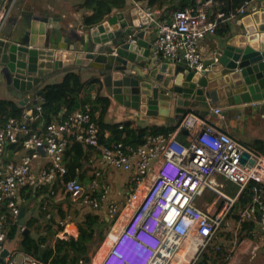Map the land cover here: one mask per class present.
I'll use <instances>...</instances> for the list:
<instances>
[{"label":"built area","instance_id":"1","mask_svg":"<svg viewBox=\"0 0 264 264\" xmlns=\"http://www.w3.org/2000/svg\"><path fill=\"white\" fill-rule=\"evenodd\" d=\"M256 2L245 0L230 14L221 10L214 21L209 19V14L212 7L220 4L217 0H199L191 7L174 10L169 16L156 7L145 6L150 24L156 29L154 53L186 60L193 69L201 70L205 66L201 41L207 34L216 33L219 23L246 14ZM17 3L18 0L0 1V33ZM213 58H218L217 52ZM40 92L36 97L38 102ZM35 107L41 108L38 103ZM214 111L219 113L220 108ZM24 113L23 117L12 116L0 124V201L7 203L16 220L21 211L17 202L19 192L26 186L52 184L58 174L63 176L66 193L72 201L97 208L101 201L108 200L111 187L103 181L102 171L96 173L90 187L75 176L66 178L69 167L64 156L68 146L75 142L99 148L103 163L130 172L132 183H136L122 207L109 206L114 220L94 257L89 261L83 258L78 264H202L204 253L213 246L237 198L250 183L252 201L243 217L260 218L264 240V154L228 131L218 129L208 117L189 111L167 136L149 137L140 145L123 141L103 145L89 106L62 114L42 132L31 130L28 121L33 118V112L25 108ZM23 133L29 134L24 140L25 152L20 154L18 162L6 161L7 145L15 143ZM43 153L51 163L36 173L34 161ZM245 153L248 157L242 161ZM219 175L233 182L237 188L235 195L224 190ZM208 191L216 195L214 205L222 203L214 211L199 202ZM5 220L6 215L0 214V248L7 240ZM70 232L62 233L66 236ZM215 250L219 252L220 247ZM0 264L48 263L24 254L20 260L7 257ZM228 264L238 263L232 258Z\"/></svg>","mask_w":264,"mask_h":264},{"label":"water","instance_id":"2","mask_svg":"<svg viewBox=\"0 0 264 264\" xmlns=\"http://www.w3.org/2000/svg\"><path fill=\"white\" fill-rule=\"evenodd\" d=\"M236 23L238 31L222 40L218 58L212 57L199 70L186 60L154 53L152 39L144 38L143 32L156 29L143 6L111 13L100 23L81 28L66 27L61 16L45 9H27L11 17L0 33V82L18 98L19 106L32 113L38 99L32 102L31 97L38 94L43 79L55 69L78 64L97 70L109 95L123 105L138 111L144 105L167 125H178L189 111L209 119L221 115L230 125L233 119H246L250 111L264 108V0ZM247 157L245 153L242 161ZM29 216L21 209L9 248L30 234ZM105 227V223L93 226L82 258L94 257ZM8 247L0 248V260L11 254Z\"/></svg>","mask_w":264,"mask_h":264},{"label":"trees","instance_id":"3","mask_svg":"<svg viewBox=\"0 0 264 264\" xmlns=\"http://www.w3.org/2000/svg\"><path fill=\"white\" fill-rule=\"evenodd\" d=\"M133 1L136 3L147 1L149 6H154L160 1L165 2V0ZM218 1L220 5H218L217 9L230 14V12L236 11L245 0ZM127 6L128 0H80L77 5L79 9L85 12L83 18L85 27L94 26L104 20L107 15L123 10ZM181 8L183 7L179 5L178 9ZM231 23L229 20L219 23L218 32L222 34L225 30L226 32L223 36H229ZM103 89V82L99 76L84 79L78 71H68L61 81L45 84L38 97V104L41 108L37 109L35 107L33 109V118L28 121L31 130L33 132H42L48 124L61 117L62 114L64 116L75 110L85 109L87 106L90 107L91 113L97 121L101 132L100 142L103 145L117 141L140 145L145 143L149 137L159 134L167 136L176 128L177 125H140L133 119H126L120 122L109 121L108 112L112 101L109 96L103 94ZM24 112L25 108L19 106L15 100L0 98V124L12 116L23 117ZM28 135L19 134L17 141L8 144L6 150L9 148L13 153L20 152L24 148V140ZM79 145L84 144L75 142L70 146L77 148ZM250 145L264 154V140H256L255 143ZM83 151V158L80 160L71 158L68 161L69 169L75 168L83 175L85 169H82V166H86L95 173L94 164L97 165L101 161V150L94 146L84 145ZM95 151L99 152L100 156L96 161H91L89 155ZM69 176H73V174L69 172L66 178H69ZM251 185L252 183L237 198L225 223L216 236L213 246L204 253L202 264H228L234 255L235 249L241 242L249 238L255 239V234L258 232V219H246L243 217V212L252 201L253 191ZM27 187L30 186L25 188ZM33 191L38 195L45 194L47 203L44 202L41 205L39 218H35L30 222V234L21 238L20 251L48 264H78L83 259L82 256L86 251L87 242L93 238V226L96 223L105 222L106 215L96 212L91 207L92 210L83 213L82 208H86V206H78L69 198L66 193L63 176L58 177L53 185L43 184L36 188L31 187V192ZM99 194L96 193V195ZM50 199L55 203L50 202ZM1 214L6 215L7 239L11 240L17 235L18 221L9 211L6 202H2ZM68 217H73L76 220L79 230L77 238L62 239L57 236L65 228V224H60L59 221L66 220ZM216 247H220L219 252H216Z\"/></svg>","mask_w":264,"mask_h":264},{"label":"crops","instance_id":"4","mask_svg":"<svg viewBox=\"0 0 264 264\" xmlns=\"http://www.w3.org/2000/svg\"><path fill=\"white\" fill-rule=\"evenodd\" d=\"M79 1L80 0H18V3L13 10L12 17L15 16V14H18L21 11L27 10V9L29 10V9L34 8L37 12L40 11L41 9H45L51 15L61 16L62 21L66 27L67 26H77L78 28H81V26L83 25V18H84L85 12L77 7ZM198 1L199 0H165V2L160 1L158 4H155L154 6H151V7H156L162 11L163 15L169 16L171 12L178 9L179 5H181L183 7L181 9H184V8L191 7V6L195 5ZM258 1L259 0H257V2ZM136 5H140L143 7L149 6L147 1L136 3L133 0H128L127 8H132ZM218 5H220V4H217L211 8V11L209 14V19L211 21L212 20L214 21L217 18L218 12L221 11L220 9H217ZM127 8H125V9H127ZM0 10H1V5H0ZM123 10H119V11H115V12H120ZM120 16L122 17L123 15L121 14ZM239 16L240 15H238L237 17H235L232 20H229L230 22H232L231 23V33L229 36H231V34H233L234 32L236 33L238 31L239 25L236 22H237ZM225 32L226 31L224 30L223 33L221 34L218 32V28H217L216 33L207 34V36L201 41L200 51H201L202 57L205 61V64L208 63V61L211 57V54L213 53V55H214V53L216 51H218V49H220L222 40L229 37V36H223V34ZM143 36H144V38L152 39V41H153L155 36H156V31L153 33H150L148 31H146V32L144 31ZM68 71H78L83 76L84 79L90 78L92 76H99L102 80V75L97 70H95L91 67H82L81 65H78V64H68V65L64 66L63 68L55 69L51 74H49L45 79H43V81L41 82L39 87H37V91L41 90L42 87L47 83L61 81L63 79L64 75ZM102 82H103V80H102ZM103 86H104L103 94L109 96L111 98V101H112V105H111L109 112H108V120L109 121L120 122V121H123L126 119H133V120H136L140 125L141 124L142 125H153V124L167 125L165 123V121H163L162 119H160L158 117V115L149 113L144 105L142 106V109L139 111L123 105L116 98L109 95L104 84H103ZM36 96H38V95H36ZM36 96L31 97L32 102L36 98ZM0 98L13 99L16 102L18 101V98L15 95H13V93L8 89V87L6 86V84L4 82H0ZM216 107H218V106L214 105L213 109H215ZM198 109H199V112L207 115V112H204L205 110L200 109V108H198ZM251 109H252V107H251ZM202 116H204V115H202ZM204 117H207V116H204ZM242 117L244 118L245 114H243ZM238 119H236V120L233 119L231 121L230 125H232V126L224 123V119L222 118L221 115H218L217 117H214V119H211V120L214 122L215 126L218 129L228 131L231 135H233L237 139L241 140L242 142L248 144L249 146H251L250 144L255 143L256 140H264V108L263 107L261 108V110H259L257 112L250 111L249 117L246 119L245 118L243 120H241L240 118H238ZM221 125H223L222 128L220 127ZM254 131H257V134H254ZM251 134H252V136L250 137ZM188 136L190 137V134H188ZM81 144H83V143H81ZM84 145H79L77 148H74L73 146L72 147L69 146V147H71V148L68 147L69 149L67 148L68 150H66V153L64 156V162L67 166L69 165L68 161L71 158L80 160L81 158L84 157V151H83ZM22 152L23 153L25 152L24 148L20 152H14V153L9 148H7V150L5 151L4 159L6 161L18 162L20 160V154ZM99 156H100V153L95 151L89 155V158L91 161H96L99 158ZM50 163H51V159L49 157H46L43 153V155L40 158H38L34 161V172H36V173L40 172L41 169L43 168V166L48 165ZM68 167H70V166H68ZM94 168H95V173L102 170L103 181L106 184H109L111 187L110 183H111V178H112V174H111L112 172L110 170L112 169V167L103 163L102 159H101L99 164H97V165L94 164ZM109 168H110V170H109ZM82 169H85L83 175H81L80 171H78L75 168H70L69 172H71L76 178H78L82 183H84V185L86 187H89V184L95 178V173L91 168L88 169L86 166H82ZM82 172H83V170H82ZM58 177H61V176L58 175L55 178V180ZM54 183H55V181H54ZM54 183H52V184L51 183H45V185H53ZM130 184H133L132 180H131V173H130L129 177L125 179V182H124L125 186H129ZM133 189H134V187H133ZM133 189H132V191H133ZM99 191H101V189H99ZM132 191L127 193L128 197L132 193ZM111 192H112V189L110 190L109 194ZM207 193H209V195H212V197H213V193H211L210 191H208ZM46 197L47 196L45 194H39L38 195L34 191L31 192V187H27V188H25L19 192L18 198H17L18 206L20 207V209H25L27 214L28 213L30 214L29 218L26 220L28 226L30 225V222L33 221V219L39 218L41 205L44 202L47 203ZM128 197H127V199L120 200V201H116L114 199H112L110 202L101 201L100 207H97V208L91 207V208H94V210H96V212H98L100 214L103 213L106 215L105 216L106 221L103 223H105L107 226L108 221H112V223H113V220H114V217L111 216L109 212H107V209L109 208V206L114 204V205H117L119 207H122L124 205V203L128 200ZM214 200H216V197H213V199L210 200L209 198L207 199L203 196L199 200V202L202 206L208 207L211 209V211H214L216 207H219L222 204V203L221 204L217 203V204H219V206L217 204L214 205L213 204ZM50 202H52L51 199H50ZM52 203H55V202H52ZM75 204H78V206L81 205L80 202H75ZM1 209H2V202L0 201V214H1ZM257 219H258V232L255 235H257L259 237L261 243L264 245V240L262 239V235H261L262 228L260 225V218H257ZM17 221H19L18 218H17ZM59 223L63 224V225L65 224L64 230H66V231L69 230L68 227L70 226V224L65 223V220H60ZM64 230L60 231L57 236L62 238V239H69L70 237L77 238L79 235V230H78L77 224H75V229H73L74 231H71L70 234H66V236L62 233ZM23 236L24 235H22L21 238ZM103 237H105V236H103ZM20 240H19V242H16L15 244H11V247L9 248L8 243L10 240L7 239L1 248L8 247L11 251V254L9 255V257L19 260V258H22L25 254V253L20 251ZM234 254H235V252H234ZM242 254H244V253L242 252ZM232 258H233V261H236V262L238 260L240 261V259H241L240 254H237V253L235 255H233L231 257V259Z\"/></svg>","mask_w":264,"mask_h":264},{"label":"rangeland","instance_id":"5","mask_svg":"<svg viewBox=\"0 0 264 264\" xmlns=\"http://www.w3.org/2000/svg\"><path fill=\"white\" fill-rule=\"evenodd\" d=\"M212 56H213V53L211 54V57H210L208 62H210L212 60ZM254 134H257V131H254ZM251 136H252V134L250 135V137ZM109 170H110V168H109ZM110 171L112 172L111 173L112 178H111V183H110L111 187H112L111 188L112 192L108 195L107 201L110 202L112 199H114L116 201L127 199V197H128L127 193L131 192L133 187H135V185H136V183L130 184L129 186L124 185L125 179L129 177L130 172L119 169V168H115V167H112V169ZM219 181L224 182V184H225L224 190L225 191H228L232 195L235 194L237 188H235L236 186L233 184V182L226 180L225 178H223L220 175H219ZM204 197L212 200L213 197H216V195L213 194V197H212V195H209V193H206L204 195ZM90 210H92V209L88 205L86 206V208H82L83 213L90 211ZM107 212H109L108 209H107ZM65 223L70 224V226L68 227L69 231H74L73 229H75L74 225L76 224V220H74L73 217L72 218L71 217L66 218ZM111 226H112V221H108L107 226L104 229V234L105 233H106V235L108 234ZM235 250H236L235 254L236 253L240 254V257H241L240 261L238 260L236 262V263L239 262L238 264H255L257 262V260L264 258V245L261 243V241L257 235H256L255 239L249 238V239H246L243 242H241V244H239ZM242 252L244 254H242ZM20 259H22V258H19V260Z\"/></svg>","mask_w":264,"mask_h":264},{"label":"flooded vegetation","instance_id":"6","mask_svg":"<svg viewBox=\"0 0 264 264\" xmlns=\"http://www.w3.org/2000/svg\"><path fill=\"white\" fill-rule=\"evenodd\" d=\"M255 264H264V258L257 260V262Z\"/></svg>","mask_w":264,"mask_h":264},{"label":"bare ground","instance_id":"7","mask_svg":"<svg viewBox=\"0 0 264 264\" xmlns=\"http://www.w3.org/2000/svg\"><path fill=\"white\" fill-rule=\"evenodd\" d=\"M189 253H190V255H192V250Z\"/></svg>","mask_w":264,"mask_h":264}]
</instances>
